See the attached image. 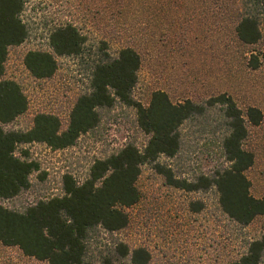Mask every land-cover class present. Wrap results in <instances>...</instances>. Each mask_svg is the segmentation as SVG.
<instances>
[{
    "label": "rangeland",
    "instance_id": "obj_1",
    "mask_svg": "<svg viewBox=\"0 0 264 264\" xmlns=\"http://www.w3.org/2000/svg\"><path fill=\"white\" fill-rule=\"evenodd\" d=\"M23 14L30 30L27 42L9 50L5 79L17 82L28 100V111L7 127L30 130L39 113L57 116L65 130L77 99L89 90L93 61L104 52L116 56L132 47L142 57L137 102L148 106L152 94L162 90L174 103H202L221 94L230 95L246 112L257 107L264 114V23L257 45L243 44L236 34L240 16L252 6L248 0H25ZM73 24L87 37L79 57H58V70L47 80H37L24 65L30 51L52 50L53 30ZM102 42L108 44L104 49ZM259 68L251 67L252 57ZM100 123L83 135L74 147L53 151L43 144L21 147L40 171L31 177V188L18 199L2 203L22 210L32 202L63 195V177L84 181L93 164L111 156L126 144L143 151L149 136L138 125L137 110L120 102L99 110ZM246 148L255 165L247 175L252 195L264 198V121L249 128ZM182 148L174 159L160 162L176 176L190 180L211 175L225 163L222 130L216 112L182 128ZM141 201L126 209L128 229L110 235L101 232L92 241L98 254L106 246L124 241L131 248H145L150 264H228L240 259L248 244L264 235V217L242 228L223 214L215 190L187 193L169 187L152 165L142 167L138 181ZM202 206L201 212L193 207ZM0 264H48L27 257L17 247L0 248ZM130 264V263H125Z\"/></svg>",
    "mask_w": 264,
    "mask_h": 264
},
{
    "label": "trees",
    "instance_id": "obj_2",
    "mask_svg": "<svg viewBox=\"0 0 264 264\" xmlns=\"http://www.w3.org/2000/svg\"><path fill=\"white\" fill-rule=\"evenodd\" d=\"M252 10L244 12L236 26L238 39L245 45H257L263 39L264 0H248ZM25 0H0V248L17 247L27 257L48 264H150L152 256L145 248H131L118 241L91 251V243L101 232L118 234L130 226L126 209L141 201L138 181L142 167L152 165L169 187L187 193L215 190L224 215L246 228L264 217V198L252 195L247 173L255 165L254 153L246 148L250 126L264 121L262 110L249 107L244 112L228 94L198 103L186 100L174 103L162 90L152 94L148 106L137 102L134 90L139 83L142 57L132 47L119 50L116 56L104 52L92 64L89 90L76 101L65 130L52 114L39 113L30 130H8L28 111V100L21 86L5 79L9 50L28 41L30 30L23 18ZM88 39L73 24L53 30L49 37L52 50L30 51L24 65L37 80L52 78L58 70V57H79ZM104 49L108 44L102 42ZM251 67L259 68L252 57ZM117 102L137 110L138 125L149 136L141 151L126 144L117 153L97 160L84 181L73 175L63 177V195L41 199L17 210L2 203L11 202L31 188V177L40 164L21 147L43 144L53 151L74 147L81 136L100 123L99 110L111 109ZM216 112L222 130L225 163L209 176L192 180L176 176L161 158L174 159L182 148V128L186 123ZM201 212L202 206L191 209ZM228 264H264V235L248 244L247 252Z\"/></svg>",
    "mask_w": 264,
    "mask_h": 264
},
{
    "label": "built area",
    "instance_id": "obj_3",
    "mask_svg": "<svg viewBox=\"0 0 264 264\" xmlns=\"http://www.w3.org/2000/svg\"><path fill=\"white\" fill-rule=\"evenodd\" d=\"M33 204H35V202H32L30 205H33Z\"/></svg>",
    "mask_w": 264,
    "mask_h": 264
}]
</instances>
